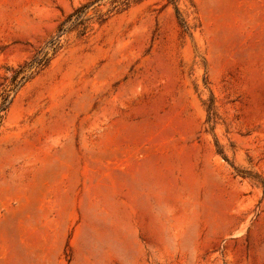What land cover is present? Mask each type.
Wrapping results in <instances>:
<instances>
[{
    "label": "rangeland",
    "instance_id": "374dc122",
    "mask_svg": "<svg viewBox=\"0 0 264 264\" xmlns=\"http://www.w3.org/2000/svg\"><path fill=\"white\" fill-rule=\"evenodd\" d=\"M5 95L0 264H264V0H0Z\"/></svg>",
    "mask_w": 264,
    "mask_h": 264
},
{
    "label": "trees",
    "instance_id": "16d2710c",
    "mask_svg": "<svg viewBox=\"0 0 264 264\" xmlns=\"http://www.w3.org/2000/svg\"><path fill=\"white\" fill-rule=\"evenodd\" d=\"M87 8L88 6H85L82 9L77 10L73 15L69 16L66 21L61 23L57 35L53 39H51L43 49L39 50L28 64L20 68V70L16 73L11 81L12 85H14L15 88L26 82L29 78L40 74L49 66L53 58L56 56L61 37L72 28L68 26L69 21L73 16H77V18L79 19L83 11H85V9ZM79 25L84 26V23H80ZM51 51H53L52 56L50 55ZM11 102L12 99L10 100L9 96L7 95L2 98V102L0 103V127L3 123L5 114L7 113Z\"/></svg>",
    "mask_w": 264,
    "mask_h": 264
}]
</instances>
